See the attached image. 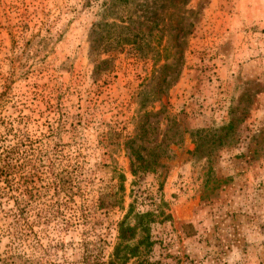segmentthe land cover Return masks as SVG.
Instances as JSON below:
<instances>
[{"label":"rangeland","instance_id":"obj_1","mask_svg":"<svg viewBox=\"0 0 264 264\" xmlns=\"http://www.w3.org/2000/svg\"><path fill=\"white\" fill-rule=\"evenodd\" d=\"M100 2L0 0V151L10 152V166L0 171V264H81L79 248L69 245L82 238L96 244L88 264L102 263L111 251L123 210L94 209L101 166L114 159L126 195L131 176L121 143L137 106L131 92L149 76L151 61L121 53L109 77L92 79L85 46ZM189 5L179 73L159 100L149 94L141 100L148 110L160 109L145 145L161 143L164 168L144 184L155 192L161 180L171 217L166 261L264 264V0ZM230 120L231 132L209 157L193 154L196 129ZM37 159L39 171L49 165L70 177V195L59 193L47 225L35 223L26 201L25 185L36 193L44 180L43 172L31 176ZM81 204L93 211L87 232ZM160 231L154 226L153 233Z\"/></svg>","mask_w":264,"mask_h":264},{"label":"trees","instance_id":"obj_2","mask_svg":"<svg viewBox=\"0 0 264 264\" xmlns=\"http://www.w3.org/2000/svg\"><path fill=\"white\" fill-rule=\"evenodd\" d=\"M189 4L190 0H101L96 19L90 23L85 52L92 65L91 75L94 81L109 77L118 54H127L136 61H151L149 76L143 77L131 92L130 96L137 106L128 119L131 128L123 135L121 143L131 176L126 195V178L114 159L110 157L101 166L104 167V178L100 179L102 185L97 190L94 209L106 211L117 207L123 213L115 223L116 234L111 251L100 264H169L166 258L171 245L168 239L171 217L160 192L161 180L155 192L144 184L147 175L152 174L154 179H158L160 169L164 168V164L160 162L163 157L161 143L150 148L145 145L156 129L154 123L158 120L154 117L159 115L160 109L148 110L141 100H144L146 94L159 100L179 73L192 24L190 15L193 11ZM170 125L172 127L175 124L172 121ZM231 129V120L220 127L196 129L193 133V154L209 157L212 146L223 143V138ZM174 131L177 133V129ZM170 142L175 143L173 140ZM9 153L5 149L0 151V171L3 166H10ZM42 164L41 159L33 164L31 176H40L38 174L41 172L45 174L36 193L30 190L32 185H25V189L29 188L26 191L27 203L32 209L35 208V223L47 225L59 209V193L70 195V177L64 171L53 170L49 165V169L39 171ZM31 176L28 175L32 181ZM28 177L25 183L28 182ZM124 197L128 199L125 206ZM79 210L81 226L87 232L93 211L82 204ZM14 216L13 213L12 220L17 222L18 219ZM16 217L19 218L18 214ZM154 226L161 227L160 233H153ZM66 228L62 229L63 233H66ZM58 242L55 245L65 248ZM94 242L82 238L74 246L69 245L71 250L79 248V263H89L87 259L90 251L96 246Z\"/></svg>","mask_w":264,"mask_h":264}]
</instances>
